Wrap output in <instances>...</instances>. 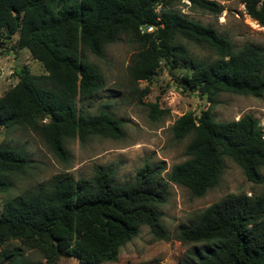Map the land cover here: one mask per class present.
I'll list each match as a JSON object with an SVG mask.
<instances>
[{
	"label": "trees",
	"instance_id": "obj_1",
	"mask_svg": "<svg viewBox=\"0 0 264 264\" xmlns=\"http://www.w3.org/2000/svg\"><path fill=\"white\" fill-rule=\"evenodd\" d=\"M172 1L0 0V45L17 34V47L26 49L43 69L35 75L22 68L17 83L0 96V126L30 130L57 157L66 156L68 138L116 139L122 134L120 120L110 113L88 114L76 106V99L104 88L101 71L85 59V52L102 57L105 46L121 35L137 44L128 65L133 83L150 80L162 59L186 64L190 73L183 83L210 104L197 115L185 113L173 122L174 139L189 137L187 159L173 165L166 178L163 162L144 164L123 184L113 182L111 171L96 169L89 179L61 174L5 200L0 248L18 241L38 250L47 264H58L60 257L80 264L112 263L140 226L148 227L156 239L167 238L158 206L166 200L169 183L201 197L217 186L224 157L251 183L264 182V126L250 114L216 121L211 112L220 93L264 97V53L248 44L235 48L213 27L167 8ZM187 1L213 15L223 11L216 1ZM241 2L246 14L264 26V0ZM145 25L156 28L141 32ZM181 39L207 46L214 58L192 56ZM150 108L157 119L164 114L155 103ZM27 162L21 148L0 145V191L9 188L5 175L22 172ZM178 239L201 244L187 264H264V193L225 195L194 222L181 226ZM2 254L11 257L6 264H34L18 249Z\"/></svg>",
	"mask_w": 264,
	"mask_h": 264
},
{
	"label": "rangeland",
	"instance_id": "obj_2",
	"mask_svg": "<svg viewBox=\"0 0 264 264\" xmlns=\"http://www.w3.org/2000/svg\"><path fill=\"white\" fill-rule=\"evenodd\" d=\"M212 1L223 6L221 14L213 15L192 8L184 0H173L167 8L213 27L226 35L235 48L248 44L264 53V26L246 14L241 0ZM17 41V34L1 41L0 96L17 83L22 68L35 75L43 73L41 64L26 49L18 48ZM180 42L194 57L214 58L207 46L183 39ZM136 51L137 44L121 35L114 43L105 46L102 57L85 52V59L101 71L104 88L90 98L76 99V106L88 114L105 111L120 120L122 134L119 138H68L65 142L66 156L60 158L30 130L0 126V145L21 148L28 158L22 172L5 175L9 188L0 191V212L5 200L35 190L61 174L89 179L96 169H102L112 172L115 184H123L130 182L136 170L144 164L163 162V176L166 178L173 165L187 159L185 147L189 137L174 139L171 126L181 115L189 112L197 115L210 104L204 96L183 83V77L190 73L186 64L171 65L162 59L150 80L133 83L128 65ZM154 103L164 111L158 119L150 108ZM211 112L216 121L237 120L244 114H250L264 126V97L220 93ZM223 161L224 168L217 186L208 189L201 197H194L186 188L169 183L166 200L158 206L167 238L156 239L148 227L140 226L138 235L120 248L117 260L104 264H187L193 249L201 244L182 243L178 239L181 226L194 222L203 209L227 194L264 193V182L251 183L233 161L226 157ZM260 171L264 176V168ZM4 249H18L29 262L47 264L38 250L27 249L18 241L5 242L0 248L1 254ZM193 257L197 258V255L194 253ZM58 264L80 263L71 257H60Z\"/></svg>",
	"mask_w": 264,
	"mask_h": 264
},
{
	"label": "built area",
	"instance_id": "obj_3",
	"mask_svg": "<svg viewBox=\"0 0 264 264\" xmlns=\"http://www.w3.org/2000/svg\"><path fill=\"white\" fill-rule=\"evenodd\" d=\"M184 1L187 2V3H189L187 0H184ZM158 8L159 7H157V9ZM159 27H162V24L161 23H159ZM155 28L156 27L154 25H145V26H143V27L140 28V31L141 32H147V33H149V32H152Z\"/></svg>",
	"mask_w": 264,
	"mask_h": 264
},
{
	"label": "water",
	"instance_id": "obj_4",
	"mask_svg": "<svg viewBox=\"0 0 264 264\" xmlns=\"http://www.w3.org/2000/svg\"><path fill=\"white\" fill-rule=\"evenodd\" d=\"M10 258H11L10 256H6V255L0 253V264L6 263L7 261L10 260Z\"/></svg>",
	"mask_w": 264,
	"mask_h": 264
}]
</instances>
